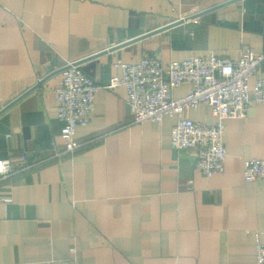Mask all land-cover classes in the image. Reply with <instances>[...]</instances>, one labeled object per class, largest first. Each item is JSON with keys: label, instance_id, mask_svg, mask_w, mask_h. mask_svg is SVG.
<instances>
[{"label": "crops", "instance_id": "obj_1", "mask_svg": "<svg viewBox=\"0 0 264 264\" xmlns=\"http://www.w3.org/2000/svg\"><path fill=\"white\" fill-rule=\"evenodd\" d=\"M244 46L264 53V0H0V159L22 168L0 181V264H255L264 182L242 170L264 160V103L225 121L224 171L206 177L171 146L174 117L130 124L125 88H103L118 61ZM71 64L99 90L75 130L87 144L65 153L54 91ZM187 116L215 120L205 104Z\"/></svg>", "mask_w": 264, "mask_h": 264}, {"label": "built area", "instance_id": "obj_2", "mask_svg": "<svg viewBox=\"0 0 264 264\" xmlns=\"http://www.w3.org/2000/svg\"><path fill=\"white\" fill-rule=\"evenodd\" d=\"M263 60L264 53L244 46L235 60L213 53L191 55L181 61H170L165 68L160 53L156 52L135 63H114L120 75H114L103 88H125L132 115L130 124L174 117L171 146L176 150L195 149V166L204 176L211 177L224 171L225 121L245 119L253 104L264 103V78L255 79L253 87L249 86ZM184 85L189 87L188 92L174 97L173 90ZM98 90L99 86L78 66L71 64L62 70L54 97L58 119L63 123L60 134L65 153H73L87 144L76 140L75 130L89 123ZM201 104L210 108L213 123L194 121L187 116L188 111L196 110ZM20 170L9 159H0V181ZM242 173L246 184L264 182V160H246ZM61 264H78V261L72 259ZM255 264H264V243L256 244Z\"/></svg>", "mask_w": 264, "mask_h": 264}, {"label": "water", "instance_id": "obj_3", "mask_svg": "<svg viewBox=\"0 0 264 264\" xmlns=\"http://www.w3.org/2000/svg\"><path fill=\"white\" fill-rule=\"evenodd\" d=\"M36 84H37V85H36V87H37V86H39V84H40V81H39V82H37Z\"/></svg>", "mask_w": 264, "mask_h": 264}]
</instances>
